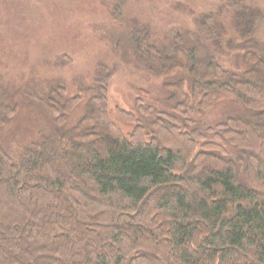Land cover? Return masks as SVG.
I'll return each mask as SVG.
<instances>
[{
    "label": "trees",
    "instance_id": "16d2710c",
    "mask_svg": "<svg viewBox=\"0 0 264 264\" xmlns=\"http://www.w3.org/2000/svg\"><path fill=\"white\" fill-rule=\"evenodd\" d=\"M189 14V32L159 39L140 25L104 33L165 93L117 108L125 131L108 116L106 63L72 95L27 77L43 123L16 155L0 141V264H264L263 11L218 0ZM21 87L0 95V128Z\"/></svg>",
    "mask_w": 264,
    "mask_h": 264
},
{
    "label": "rangeland",
    "instance_id": "374dc122",
    "mask_svg": "<svg viewBox=\"0 0 264 264\" xmlns=\"http://www.w3.org/2000/svg\"><path fill=\"white\" fill-rule=\"evenodd\" d=\"M217 1L0 0V95L5 90L11 95L13 85L22 82L18 93L15 94V90L12 93L17 112L0 128V141L12 147L16 155L18 139L32 141L37 133L35 127L43 123L34 112L33 104L37 103L24 98L23 93H30L23 87L27 77L55 78L63 83L67 94L72 95L78 84L88 85L99 62L113 68L108 116L125 131L129 125L118 118L117 108L129 111L136 96L149 101L165 93L159 77H152L128 59L122 40L111 41L104 33L110 37L119 35L132 25L147 27L157 39L171 29L189 32L193 26L189 12L204 11ZM250 1L262 9L264 15V0ZM216 8L220 13L221 9ZM258 24L261 29L258 35L264 36V17ZM234 61L230 53L223 57L222 64L229 68ZM6 103L13 105L11 100ZM223 103L212 106V111L219 110ZM84 107L85 101H82L67 122L77 120ZM12 133L17 139L9 144L6 138Z\"/></svg>",
    "mask_w": 264,
    "mask_h": 264
}]
</instances>
